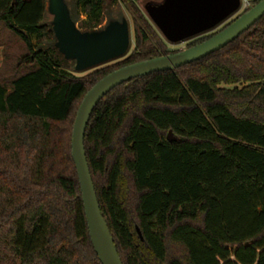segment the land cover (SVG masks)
<instances>
[{
	"label": "trees",
	"instance_id": "trees-1",
	"mask_svg": "<svg viewBox=\"0 0 264 264\" xmlns=\"http://www.w3.org/2000/svg\"><path fill=\"white\" fill-rule=\"evenodd\" d=\"M117 1L133 49L77 76L48 0H0V264H101L70 152L77 107L110 71L175 52L139 0H64L85 29L121 21ZM83 146L122 264H264V14L217 51L112 88Z\"/></svg>",
	"mask_w": 264,
	"mask_h": 264
},
{
	"label": "water",
	"instance_id": "water-1",
	"mask_svg": "<svg viewBox=\"0 0 264 264\" xmlns=\"http://www.w3.org/2000/svg\"><path fill=\"white\" fill-rule=\"evenodd\" d=\"M242 0H161L147 3L145 12L162 36L171 43L212 32L238 11ZM56 47L76 71L124 56L130 46L125 18L112 21L97 32H81L70 18L64 0H48ZM264 14V0L247 7L213 35L184 49L133 62L114 69L95 82L79 103L71 131V157L79 181L89 238L101 264H122L108 226L101 215L87 165L83 138L89 117L100 99L115 86L153 72L174 70L222 48L246 31ZM127 86V83L125 84ZM167 139L173 140L171 132ZM138 234L139 229L136 227Z\"/></svg>",
	"mask_w": 264,
	"mask_h": 264
},
{
	"label": "rangeland",
	"instance_id": "rangeland-1",
	"mask_svg": "<svg viewBox=\"0 0 264 264\" xmlns=\"http://www.w3.org/2000/svg\"><path fill=\"white\" fill-rule=\"evenodd\" d=\"M160 1L161 0H139V1L136 2V4H137L138 8L140 9V11L143 12L147 16V14L145 12V8H144L145 5L147 3H159ZM250 1L251 0H242L240 9L238 11H236L234 14H232L230 17H228L226 20H224L214 30L219 29L224 24H226L229 20L235 18L237 15H239L240 13H242V11L249 6V2ZM111 10L113 11V15H120V18L121 17L122 18H125L127 20V22H128L129 32H130V46H129V49H128L126 55L121 56V57H118V58L113 59V60H110V61H107V62L102 63V64H99V65L93 66L91 68H88V69H85V70H81V71H76L74 69V63H75L74 60H68L69 61L68 62V66H66V68L68 70H70V72H72L73 74H75L77 76L85 75V74H87V73H89V72H91V71H93V70H95V69H97V68H99V67H101L103 65L111 64L113 62H116L118 60L123 59L133 49L134 42H135V35L137 34V31H136L137 29H136V26L133 23L132 16H131L130 12L127 10V8L125 7V5L123 3H121L120 1H117L116 3H114V5L111 8ZM51 18H52V15H51ZM81 18L84 19V16H81ZM108 18H109V16L108 15H105L104 20L102 21V23L99 26H97L95 28H92V29L81 28V27H79L78 24H75V26L81 32H90V33L91 32H97V31H100L101 29H103L107 25ZM154 27H155V25H154ZM156 30L161 35L162 39L164 40V42L166 44L167 50H169V51H176V50H179V49H184V48H186V45L189 42V40L187 39V40H184L182 42L171 43V42H169L168 40H166L162 36V34L159 32V30L157 28H156ZM1 48L2 47L0 46V64H1V61L3 59V56H2V53H1Z\"/></svg>",
	"mask_w": 264,
	"mask_h": 264
},
{
	"label": "flooded vegetation",
	"instance_id": "flooded-vegetation-1",
	"mask_svg": "<svg viewBox=\"0 0 264 264\" xmlns=\"http://www.w3.org/2000/svg\"><path fill=\"white\" fill-rule=\"evenodd\" d=\"M250 5V4H249ZM210 32V31H209ZM209 32H205L204 34H207V33H209ZM200 36V35H199Z\"/></svg>",
	"mask_w": 264,
	"mask_h": 264
}]
</instances>
